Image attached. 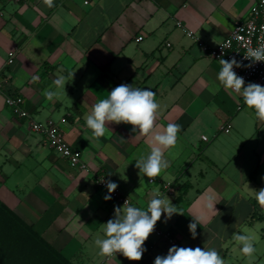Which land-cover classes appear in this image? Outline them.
<instances>
[{
    "label": "crops",
    "instance_id": "1",
    "mask_svg": "<svg viewBox=\"0 0 264 264\" xmlns=\"http://www.w3.org/2000/svg\"><path fill=\"white\" fill-rule=\"evenodd\" d=\"M253 2L53 0L49 8L42 0H0V201L52 249L10 252L8 225L0 221V264H154L166 256L170 246L155 233L139 261L99 255L94 240L124 204L104 199L98 174L135 207L146 209L154 193L167 196L180 214L162 215L156 227L182 247L214 248L225 264H264V208L250 190L264 188V122L224 89L219 62L187 34L216 47L246 20ZM61 75L65 90L53 83ZM120 84L154 91L161 106L155 123L181 126L176 145L164 153L169 167L154 180L135 166L150 148L132 125L111 123L98 140L86 127L92 106ZM45 90L57 95L48 100ZM4 95L20 96L35 121L55 122L87 170L71 167L31 132ZM234 232L254 237L251 261Z\"/></svg>",
    "mask_w": 264,
    "mask_h": 264
},
{
    "label": "clouds",
    "instance_id": "2",
    "mask_svg": "<svg viewBox=\"0 0 264 264\" xmlns=\"http://www.w3.org/2000/svg\"><path fill=\"white\" fill-rule=\"evenodd\" d=\"M42 2L49 8L54 6L53 0H42ZM84 3L87 5V0H84ZM221 47L224 49L227 45ZM244 57L252 64L264 62V43L255 48L247 47ZM219 64L221 65L217 75L219 83L224 89L242 97L244 104L254 111L255 118L264 122V86L248 83L245 87L243 77L238 76L233 70L234 67H251L252 65H242L235 57L231 60L221 58ZM37 79L33 77V82ZM53 83L57 89L65 90L67 80L61 75ZM56 95V92L50 90L44 92L48 100ZM155 97L156 93L151 89L120 84L108 92L107 98L99 99L92 106L91 112L84 117L86 127L91 130L93 139L98 140L104 137L111 123L130 124L133 126V132L146 137L150 152L137 159L135 166L140 173L152 180L169 167V160L164 153L176 145L181 129V126L175 123H168L166 127L155 123L161 108ZM102 182H104L103 179ZM106 187L109 195H105L104 199L108 201L118 185L108 181ZM250 190L258 205L264 208V188L258 191ZM173 214H180L176 210V205H173L167 196L162 197L158 192L153 194L146 209L132 206L126 200L122 207L114 208V217L102 224L103 237L98 235L94 240L95 246L99 249V255L112 257L120 253L130 261L141 260L146 251L145 241L153 233L157 222L162 215L170 219ZM193 221L188 228L192 238L195 239L198 221ZM232 239L241 246L242 253L251 261L256 252L254 237L234 232ZM154 264H225V261L214 248L174 245L169 248L166 256H157Z\"/></svg>",
    "mask_w": 264,
    "mask_h": 264
},
{
    "label": "built area",
    "instance_id": "3",
    "mask_svg": "<svg viewBox=\"0 0 264 264\" xmlns=\"http://www.w3.org/2000/svg\"><path fill=\"white\" fill-rule=\"evenodd\" d=\"M180 25V24H178ZM188 36L194 39L197 44L203 49L207 56L211 59L219 62L221 58L225 60H231L233 57L242 65H249L251 67L235 68L234 71L240 77H243L245 81V87L248 83H256L264 86V62H257L252 64L251 61L245 59L247 47H258L264 43V0H254L250 7L248 17L244 21L238 22L232 29L228 37H226L216 47H209L194 37L193 33L188 32ZM143 37H138L137 42H140ZM227 45L224 49L221 46ZM15 52L8 53V66L14 64ZM0 95H3L0 85ZM5 105L11 108L18 118L27 121L28 128L31 132L43 135L50 146L57 154L62 158H65L71 167L79 170H87L85 163L82 161L81 153L72 148L71 145L65 140L60 128L55 122L49 120L46 122L35 121L23 108V99L20 96H6L4 95ZM230 127H222L221 130L229 131ZM102 179L104 182H102ZM109 180L103 174H98L95 177V184L98 188L107 191L106 182ZM108 193V191H107ZM109 195V193H108ZM112 199L116 202L124 204L127 200L124 198L118 189L111 193ZM158 237H160L170 247L177 246L182 247L177 239L172 235L170 231H162L155 226L153 231Z\"/></svg>",
    "mask_w": 264,
    "mask_h": 264
},
{
    "label": "trees",
    "instance_id": "4",
    "mask_svg": "<svg viewBox=\"0 0 264 264\" xmlns=\"http://www.w3.org/2000/svg\"><path fill=\"white\" fill-rule=\"evenodd\" d=\"M0 221H6L8 225L7 236L11 239V241L8 240V249L10 252H15L14 254H17V252H23V248H25V251H32L34 247L38 246H44L52 250L50 246L32 230L31 226L25 224L22 219L16 216L15 213L9 210L1 201ZM22 237L26 241L20 243V240L23 239ZM65 263L71 264L68 261H65Z\"/></svg>",
    "mask_w": 264,
    "mask_h": 264
}]
</instances>
